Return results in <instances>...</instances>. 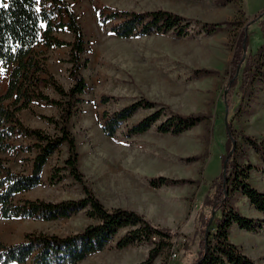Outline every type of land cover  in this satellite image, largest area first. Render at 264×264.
<instances>
[{"label": "rangeland", "instance_id": "374dc122", "mask_svg": "<svg viewBox=\"0 0 264 264\" xmlns=\"http://www.w3.org/2000/svg\"><path fill=\"white\" fill-rule=\"evenodd\" d=\"M65 1L71 4L79 16L86 42L83 60L88 61V65L81 70L88 87L80 97L82 103L78 104V112L70 122V131L80 154L79 168L90 188L106 207L133 210L143 215L153 226L176 235L171 248L157 257L154 264H190L198 252L199 238L195 234L199 215L197 207L210 193L212 182L220 174L226 155V127L230 110L223 103V95L228 94L226 85L229 77L226 72L233 58L232 44L235 37L230 29L212 36L198 31L202 23H237L236 32L246 30L250 53L255 56L264 47L263 28L256 22L260 15L264 17V0ZM108 9L138 13L159 9L170 11L191 23L189 35L179 37L170 32L119 39L111 32L118 21H111L105 26H100L98 22L99 12L103 10L108 14ZM56 36L66 42L73 40L67 28L56 33ZM36 51L44 52L48 70L68 91L73 86L69 75L71 65L67 62L70 48L47 49L41 44ZM262 52L264 54V48ZM202 69L211 74L197 76L195 72ZM7 83L8 73L0 66L1 94L7 90ZM42 90L52 99L62 101L52 87L47 86ZM240 90L238 87L237 92L240 93ZM246 91L244 96L241 94L244 103L233 126L238 133L260 141L264 137V83L256 81ZM104 98L108 99L106 104L102 102ZM144 99L157 104L155 109L138 111L113 138L104 134L102 115L105 112L114 114ZM236 100L235 94L231 98L233 111L237 109ZM39 103L38 109L42 108L41 105L46 107L44 117L59 118L58 107ZM160 108H165L168 115H210L211 122H204L182 135L171 136L158 132L157 127L166 119L162 117L147 133L128 136L131 127ZM30 111L35 114L33 110ZM45 122L46 130L43 131L52 136L60 135L53 125ZM239 142V155L247 154V159L241 161H248L258 168V171L251 173L250 182L255 189L264 193V161L248 144ZM234 144L236 149L235 141L233 148ZM20 146L23 149L18 148L0 156L13 171L28 174L37 152L35 149L24 151L25 144ZM67 158L68 148L64 144L49 159L41 185L17 195L16 201L58 203L82 199V187L68 177L67 172L61 173L65 175L61 182L55 185L50 183L53 169L63 168ZM158 177L183 180L181 182L184 183L152 188L149 180ZM231 202L243 216L264 221V214L258 212L241 193H236ZM92 223L85 213L52 222L13 219L0 222V238L15 243L22 241L24 235L30 232L65 236L78 233ZM129 230H121L103 252L90 256L80 264L144 262L152 249L150 245L125 250L116 248L117 242ZM230 238L256 264H264V229L254 233L234 225ZM172 253L177 254L175 260L171 259Z\"/></svg>", "mask_w": 264, "mask_h": 264}, {"label": "trees", "instance_id": "16d2710c", "mask_svg": "<svg viewBox=\"0 0 264 264\" xmlns=\"http://www.w3.org/2000/svg\"><path fill=\"white\" fill-rule=\"evenodd\" d=\"M0 4L6 5L0 8V66L8 73L7 90L0 94V154L23 149V146L12 143L16 136L35 141L24 147V151H37L30 174L13 171L0 156V222L13 219L52 222L70 219L79 213H85L93 222L82 231L65 236L30 232L24 235L22 241L15 243L0 238V264H80L90 256L103 252L123 229L131 230L117 242L116 248L125 250L150 245L152 249L148 258L139 264H154L157 257L171 248L176 235L153 226L143 215L133 210L106 207L90 188L79 168L80 154L76 139L70 131V122L78 112V104L82 103L80 97L88 87L81 75V70L88 65V61L83 60L86 42L79 16L65 0H39V3L36 0H0ZM37 8L40 9L39 12L36 11ZM108 10V14L103 10L99 12L98 22L100 26H105L111 21H118L111 32L119 39L143 38L170 32L179 37L189 35L191 23L170 11L159 9L138 13ZM256 20L262 25L264 33V17ZM197 24L200 25V22ZM237 27V23H202L198 31L212 36L230 29L235 37L232 44L233 58L226 72L229 77L226 85L228 94L223 95V103L230 110L226 127V155L220 174L212 182L210 193L197 207L199 215L195 234L199 238L198 252L190 264H256L231 241L230 233L234 225L254 233L264 229V221L243 216L231 202L236 193H241L258 212L264 214V193L255 189L250 182L251 173L258 171V168L248 161H241L247 159V154L239 155L241 141L248 144L264 161V137L260 141L254 140L244 133H238L233 126L235 117L243 107L244 97L241 101V94L244 96L256 81L264 83V47L260 48L257 55L252 56L246 30L237 33ZM66 28L73 35L71 42L56 36V33ZM41 44L47 49L70 48L67 62L71 65L69 75L73 86L68 91L48 70L44 52L36 51ZM195 73L199 77L211 74L206 69ZM47 86L52 87L62 101L46 95L42 89ZM238 87L241 89L240 93L237 92ZM235 94L237 109L233 111L231 98ZM33 102H45L60 109L58 119L41 116L60 135L52 136L22 122L20 112L32 110ZM102 102L106 104L108 99L104 98ZM156 105L144 99L114 114L105 112L102 115V131L107 137L113 138L138 111L155 109ZM165 111V108L157 109L131 127L128 136L147 133L162 117L166 119L157 127L158 132L171 136L182 135L204 122H211L210 115H168ZM234 141L236 149L229 156ZM64 144L68 148V158L63 168L53 169L50 183L55 185L64 180L65 175L61 173L65 171L68 177L82 187L83 198L58 203L41 200L17 202V195L30 192L41 185L44 167ZM181 181L158 177L150 179L149 185L159 189L183 184Z\"/></svg>", "mask_w": 264, "mask_h": 264}, {"label": "crops", "instance_id": "0c3cea01", "mask_svg": "<svg viewBox=\"0 0 264 264\" xmlns=\"http://www.w3.org/2000/svg\"><path fill=\"white\" fill-rule=\"evenodd\" d=\"M7 87H8V83H7ZM0 94H1V92H0ZM42 104H45V103L42 102ZM39 106H40L39 102H33L31 108L35 112V114L30 110H23L20 113V118H21L22 122L27 126H30L34 129L46 130V122L44 119L42 120V118L40 117L41 115L46 116V107H44V105H41L42 108L38 109ZM30 142H32V143H30ZM12 143L14 145H18V146L24 145V144L25 145H32L33 143H35V141L28 139V138L21 137V136H16L15 138H13ZM36 155H37V153H36ZM36 155H35V157H36ZM47 164L44 167V170L42 172V178L46 172ZM30 173H28V174H30Z\"/></svg>", "mask_w": 264, "mask_h": 264}, {"label": "snow or ice", "instance_id": "6c2138e0", "mask_svg": "<svg viewBox=\"0 0 264 264\" xmlns=\"http://www.w3.org/2000/svg\"><path fill=\"white\" fill-rule=\"evenodd\" d=\"M36 2L39 3V0H36ZM3 7H6V5H4V4H0V8H3ZM36 11L39 12L40 9L37 8ZM41 27H44V25H41Z\"/></svg>", "mask_w": 264, "mask_h": 264}, {"label": "built area", "instance_id": "2783aa9c", "mask_svg": "<svg viewBox=\"0 0 264 264\" xmlns=\"http://www.w3.org/2000/svg\"><path fill=\"white\" fill-rule=\"evenodd\" d=\"M176 258H177V254H176V253H172V254H171V259H172V260H175Z\"/></svg>", "mask_w": 264, "mask_h": 264}, {"label": "water", "instance_id": "95a60500", "mask_svg": "<svg viewBox=\"0 0 264 264\" xmlns=\"http://www.w3.org/2000/svg\"><path fill=\"white\" fill-rule=\"evenodd\" d=\"M260 16L262 17V15H260ZM226 121H227V119H226ZM234 149H235V144H234V148H233V150L231 151V153L229 154V156H231V155H232V153H233ZM224 174H226V173H225V171H224Z\"/></svg>", "mask_w": 264, "mask_h": 264}]
</instances>
